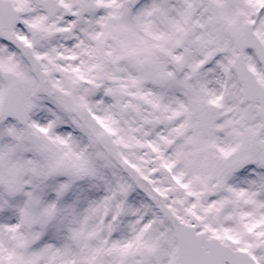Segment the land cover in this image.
Here are the masks:
<instances>
[{
  "label": "snow or ice",
  "instance_id": "snow-or-ice-1",
  "mask_svg": "<svg viewBox=\"0 0 264 264\" xmlns=\"http://www.w3.org/2000/svg\"><path fill=\"white\" fill-rule=\"evenodd\" d=\"M0 264H264V0H0Z\"/></svg>",
  "mask_w": 264,
  "mask_h": 264
}]
</instances>
